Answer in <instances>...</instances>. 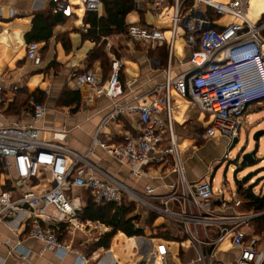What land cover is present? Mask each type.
Instances as JSON below:
<instances>
[{
  "label": "built area",
  "instance_id": "1",
  "mask_svg": "<svg viewBox=\"0 0 264 264\" xmlns=\"http://www.w3.org/2000/svg\"><path fill=\"white\" fill-rule=\"evenodd\" d=\"M2 1L9 0H0V3ZM45 1L54 4L55 13L64 17L71 15V7L63 0ZM188 1L233 21L220 30H203L197 48L190 54L189 72L171 77L167 68L164 83L145 95L148 100L141 98L119 104L123 97L122 63L119 60L112 61L105 81L95 71L70 77L69 88L74 92L83 91L82 98L87 104L94 103L99 97L111 102L108 118L116 119L121 114L136 115V135L122 143L109 144L94 137L84 154L55 142H43L39 139L38 124L46 109L33 97L30 98L29 123L0 127V222L13 233L26 227L30 238L43 243L58 257H64L75 249L60 241L61 226H70L77 220L87 196L96 207L133 206L174 226L196 250L200 264H212L224 241H230L239 251L238 258L231 264H264L262 250L255 240L248 238L247 232L259 215L237 212L238 200L232 204L223 198L215 200L212 183L207 178L187 182L171 121V93L174 92L209 117L204 139L217 135L232 141L238 138L245 123L246 109L264 101V38L261 36L264 21L258 24L248 21L244 0H232L227 4L212 0H173L169 51L183 3ZM100 4L101 0H83L81 5L86 14H97ZM161 6L162 0L151 1L155 11ZM127 35L136 42L151 45L165 42L162 31L139 25H130ZM26 59L39 66L41 57L37 43L26 45ZM4 104L5 97L0 88V118L3 117ZM162 113L166 115L165 124L159 120ZM96 149H101L118 165L130 167L131 175L136 178L139 177V168L146 165L152 155H158L159 161L170 164L176 182L170 185L166 194H157L151 188L135 193L89 161ZM38 176H44L49 185L47 190L39 193L33 188ZM128 240L132 249L139 252L143 263H149L148 249L153 247L152 240L149 242L141 236ZM155 250L158 263L168 264L165 246L157 245ZM74 252L76 264H118L110 250L101 251V256L92 254L89 257ZM20 257L27 260L26 253Z\"/></svg>",
  "mask_w": 264,
  "mask_h": 264
},
{
  "label": "crops",
  "instance_id": "2",
  "mask_svg": "<svg viewBox=\"0 0 264 264\" xmlns=\"http://www.w3.org/2000/svg\"><path fill=\"white\" fill-rule=\"evenodd\" d=\"M63 1L72 9L69 17L55 13L54 4L45 0H9L0 3V88L5 97L0 127L29 123L30 98L35 97L34 100L43 104L46 109L42 121L38 124L39 139L63 145L78 154L87 151L94 137L106 144L122 143L133 137L138 130V118L136 115L132 117L128 114H121L116 119L108 118L112 110L111 102L105 97H99L94 103L87 104L82 98L83 91L74 92L69 88L72 74L95 71L105 81L109 77L112 61H121L120 81L123 97L119 104H128L145 98L154 87L162 85L167 68L170 69L171 77L189 72V57L199 44L201 32L209 28L220 30L233 21L232 18L219 16L205 7L193 6L190 1L184 2L175 39L169 51L173 0H162L161 8L156 11L151 7L152 0H127L128 6L131 5L132 9L123 17V32H116L115 27L111 26L112 36L101 37L96 46L94 40L87 37V34L92 26L91 15L97 18L105 16L102 0L97 14H86L81 5L83 0ZM212 1L227 4L232 0ZM244 6L245 16L250 23L258 24L264 21V0H244ZM36 14L59 15L63 19L62 23L53 28L52 37L47 42L37 43L41 57L39 66L26 59L28 43L25 36L31 31ZM130 25L158 29L164 33L165 42L157 45L136 42L127 35V28ZM263 31L264 28L261 36ZM101 44H103L101 57L92 59L90 53ZM66 91L78 94L79 103L63 106L62 94ZM171 107L174 141L180 156H184L183 167L187 182L194 183L207 178L213 187L216 169H212V162L217 157L221 159L220 162L224 161L233 148V141L219 135L204 139L209 117L199 113L187 99L179 97L174 92L171 93ZM260 109L257 105L248 107L245 111V120L250 122V114ZM159 120L165 124L166 115L160 114ZM246 125L248 124L244 123L243 128H247ZM258 125L257 123L256 127L260 126ZM246 153L249 152L243 154ZM88 159L100 171L135 193H142L144 188H151L157 194H166L170 185L176 182L170 164L159 161L158 155H152L150 161L139 168L138 178L131 175L130 167L118 165L101 149H96ZM236 183L235 193L229 204L238 200L240 205L236 211L239 212L242 204ZM246 186L248 185H243V188ZM35 187H38V191H35ZM33 188L39 193L47 190L49 185L44 176H38ZM218 193H220L218 196L214 194L215 200L223 198V194ZM217 204L214 203L216 206ZM98 208L102 207L94 206L89 197L85 196L83 211L76 220L85 226L76 225V221L70 226L62 225L60 241L86 257L92 254L101 256V251L110 250L118 264H144L139 252L132 249V243L128 240L137 236L127 237L117 232L112 236L108 248L96 247V244L112 232L110 226L97 220ZM229 210L228 213H231ZM129 216L137 217L133 222L134 228L143 230V234L138 236L148 239L149 242L152 240L153 247L148 249L147 264H159L155 250L157 245L165 246L168 264H200L197 262L196 250L192 249L189 241L182 237L174 226L133 206ZM150 216L154 217L151 225L148 222ZM90 223H94L95 227H90ZM172 246L178 247L177 253L172 254ZM259 247L264 255V247L260 245ZM75 250L66 253L64 257H58L53 251L46 249L43 243L30 238L26 227H21L13 233L0 222V264H76ZM22 253L27 254L26 261L21 259ZM238 256L239 251L232 247L230 241H224L211 263L214 264L215 261V264H231Z\"/></svg>",
  "mask_w": 264,
  "mask_h": 264
},
{
  "label": "trees",
  "instance_id": "3",
  "mask_svg": "<svg viewBox=\"0 0 264 264\" xmlns=\"http://www.w3.org/2000/svg\"><path fill=\"white\" fill-rule=\"evenodd\" d=\"M102 5L104 7L105 16L97 18L95 15H91L92 26L90 32L87 34V37H91L94 40L96 46L101 37L112 36L113 31L110 29L111 26L115 27L116 32H123V17L132 9L131 5L128 6L127 0H102ZM62 21L63 19L59 15L52 16L36 14L33 18L32 29L25 36L27 43L47 42L52 37L53 28L57 24L62 23ZM102 46L103 44L90 53V57L92 59H98L101 57L100 51ZM61 103L63 106L78 104L79 96L72 91H66L62 94ZM247 183L248 180L246 179L236 183L238 197L240 198L242 204L239 210L241 213L252 212L254 214L262 215L264 213V193L255 195L252 189L243 188V185H246ZM131 211L132 206H105L98 208L96 211L97 220H100L110 226L112 228V232L96 244V247L108 248L112 236L117 232H121L127 237L143 234L142 229L134 228L133 222L137 220V217L131 218L129 216ZM153 221L154 217L150 216L148 220L149 224L151 225ZM253 224L260 233L264 234V215L256 218ZM162 236L167 237V235Z\"/></svg>",
  "mask_w": 264,
  "mask_h": 264
},
{
  "label": "rangeland",
  "instance_id": "4",
  "mask_svg": "<svg viewBox=\"0 0 264 264\" xmlns=\"http://www.w3.org/2000/svg\"><path fill=\"white\" fill-rule=\"evenodd\" d=\"M262 36L264 38V31ZM254 105L261 109L250 114V122L242 119L248 124L246 125L247 128H243V126L240 128L238 143L230 150L228 157L222 162L217 157L218 159L216 158L212 162V169H216L213 176V189L216 190L214 194L218 196L220 194L218 192H221L224 200L228 203L233 199L236 181L241 182L243 179L248 180L246 188L252 189L255 195L264 193V101ZM257 123L260 125H258L259 127H256ZM249 124L251 125L249 126ZM254 131L259 132L256 144L252 140L253 135L256 133ZM255 147H257L256 150ZM246 151L249 153L254 151L252 162L249 164L242 163L240 159ZM181 161L184 163V156H181ZM35 191H38V187H35ZM248 235L249 239L255 240L258 245L264 247V234L260 233L254 224L248 231ZM177 250L178 247H171L172 254L177 253Z\"/></svg>",
  "mask_w": 264,
  "mask_h": 264
},
{
  "label": "water",
  "instance_id": "5",
  "mask_svg": "<svg viewBox=\"0 0 264 264\" xmlns=\"http://www.w3.org/2000/svg\"><path fill=\"white\" fill-rule=\"evenodd\" d=\"M258 137H259V132H256L254 135H253V138H252V140H253V142L256 144L257 143V141H258ZM238 143V140H237V138L236 139H234L233 140V143H232V147H234L236 144ZM257 146V145H256ZM257 149V147H255V150ZM254 150V151H255ZM253 151V152H254ZM252 152V153H253ZM252 153H246V154H243L241 157H240V159H241V162L242 163H247V164H249V163H251L252 162ZM264 214H262V215H260V216H263Z\"/></svg>",
  "mask_w": 264,
  "mask_h": 264
},
{
  "label": "bare ground",
  "instance_id": "6",
  "mask_svg": "<svg viewBox=\"0 0 264 264\" xmlns=\"http://www.w3.org/2000/svg\"><path fill=\"white\" fill-rule=\"evenodd\" d=\"M75 224L80 226V225H81V222H79V221H76V223H75ZM81 226H83V227H84V226H85V224H82ZM89 226H90V227H92V228H94V227H95L94 223H90V224H89Z\"/></svg>",
  "mask_w": 264,
  "mask_h": 264
}]
</instances>
